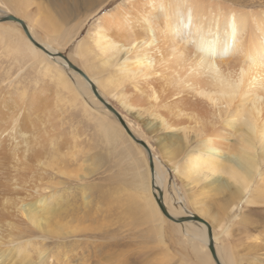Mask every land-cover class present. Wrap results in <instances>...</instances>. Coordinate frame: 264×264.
Masks as SVG:
<instances>
[{
  "label": "rangeland",
  "instance_id": "374dc122",
  "mask_svg": "<svg viewBox=\"0 0 264 264\" xmlns=\"http://www.w3.org/2000/svg\"><path fill=\"white\" fill-rule=\"evenodd\" d=\"M208 1L221 8L264 12V0ZM125 3L126 0H0V11L23 20L34 32L35 41L49 44L91 79L98 93L129 125V130L148 144L154 156L163 161L165 165L160 167L165 175L162 193L164 204L173 216L181 213V199L185 202V209L210 225L224 264L229 260L233 261H229L230 264H264V162L258 166L255 181L245 195L242 194L241 201L231 204L230 195L225 192L203 194L205 181L197 179L190 182L183 169L187 154L193 153V149L197 150L194 136L190 133L187 148L182 143L183 146L177 149L170 143L181 139L183 133L178 130L167 133L159 128L161 120L154 114H159L161 109L157 110L159 113L151 114L146 110L148 107L134 102L131 96L129 98L134 109L124 107L119 101L118 95L127 81L119 79L114 65L104 63L105 58L96 54L90 33L102 16ZM4 25L6 28H0V126L9 120L11 110L14 113L18 107L21 108L25 139H29L31 145L34 142V166L31 163L27 167V175L15 169L6 176L15 146H5L0 151V191L7 186L13 188L16 179L25 180L24 183L35 191L40 182V186L45 188L44 193L55 197L57 204L62 206L61 209L58 205L55 207L59 216L49 223V227L55 224L57 233H44L25 221V225H17L13 229L17 235L14 236V242L22 244L30 241L35 251L38 248L45 249L49 260L47 264H213L208 250L204 251L201 244H190L183 237L179 224L165 218L158 207L159 214L150 208L154 202L153 195L157 192L153 187V179L151 184L147 180L150 175H154L156 161L152 162L151 171L144 149L127 136L115 117L99 103L96 106L90 104L66 74L69 69L65 73L62 67L64 62L56 60L60 66L51 63V73H46L38 59L24 52L22 45L25 42L19 40V34L18 37L11 35L14 33L11 27L17 24L7 22ZM18 30L25 40L20 27ZM8 40L21 45L22 53L17 54L13 47L5 45L4 41ZM162 55L170 60L166 51H162ZM160 63L156 68L167 75L172 65L167 64L169 68L165 69L164 63ZM58 73L67 76V86L59 83ZM79 80L84 82L81 77ZM113 80L119 81L113 83ZM151 84L162 88L161 82L154 81ZM171 88L174 89V86H168L166 90L172 91ZM170 116L164 118L170 123L178 122L177 118ZM239 125L240 122L234 124ZM234 135L236 139L230 137L229 145L235 152L240 136ZM165 139L170 146L164 142ZM161 142L167 145L163 147L170 151L169 154L164 151ZM181 147L185 148L184 151ZM38 161L44 162L41 167L44 173L37 168ZM11 177V182L6 180H11ZM21 193L20 187L17 188L8 196L9 200L18 202ZM5 199L6 196L0 194V205ZM1 208L0 229L8 232L9 225L16 217L8 218V210ZM200 208L205 215L197 212ZM185 223L198 226L191 222Z\"/></svg>",
  "mask_w": 264,
  "mask_h": 264
},
{
  "label": "bare ground",
  "instance_id": "6f19581e",
  "mask_svg": "<svg viewBox=\"0 0 264 264\" xmlns=\"http://www.w3.org/2000/svg\"><path fill=\"white\" fill-rule=\"evenodd\" d=\"M213 5L211 1L206 2V0H126L125 4H121L116 10L102 16L97 21L94 31L90 33L92 34L90 41L96 54L105 58L104 63L114 65L116 76L127 81L122 92L118 95L119 101L123 103L124 107L135 108L130 101L129 97L131 96L134 102L138 101L142 106L148 107L146 110H149L151 114L161 109L160 113L157 112L159 114H154L161 120L159 128L167 133L173 130L183 133L178 141L172 142L173 139L171 140L170 145L177 149H180V145L186 146L190 133L194 136L195 139L192 140L197 141V150L193 149L191 151L193 153L189 152L191 154H187L184 159L183 169L187 179L192 183L197 179L200 181L202 179L205 181L203 194L212 191L225 192L230 195L231 204H235V202L241 201L242 194L246 193L248 187L255 181L254 177L258 166L264 162V12L251 13L235 10L232 7L221 8ZM6 15L10 14L0 11V18ZM4 22H0L1 29L7 23ZM14 24L16 25V23ZM18 27L21 28L19 24L16 27H11V30L14 31L11 35L19 34V40L25 42L22 45L24 52L31 58L38 59L40 64L44 65L46 73H51V63L60 66L61 64L57 61L64 62L62 67L65 73L68 69L72 71L68 70L66 74L88 98L90 104L96 106L99 103L113 115L104 106V104H109L104 96L100 95V92L98 93L95 88L99 95L98 98L90 83L71 67L73 65L66 58L57 56V50L49 47V44L39 43V39V42L35 41L34 32L29 27L27 28L31 39L23 32L26 37L25 41ZM21 31L23 30L21 29ZM11 35L9 36L11 37ZM9 39L11 40V38ZM3 40L4 37L1 41L3 42ZM10 40H8L9 43L4 41L5 45L13 47L15 53L21 54V45L15 43L14 39H12L14 41ZM36 44H41V47L51 52L55 57L48 56ZM162 51L167 52L166 56L170 57V60L164 58ZM160 62L164 63L165 69L169 68L167 64L172 65L167 75L156 68L161 65ZM58 74L59 83L67 86V76L62 73ZM79 76L83 78V83L79 80ZM118 81L113 80L112 82L118 83ZM154 81L161 82L162 88L156 87L158 83L149 85ZM143 85L145 87L142 88ZM171 85L174 86V89L171 88L172 91H167L166 87ZM146 86L152 87L147 89ZM173 98H175L174 101ZM20 104H23L22 100ZM165 114L172 115L170 117L174 119L177 118L178 122L170 123L164 118ZM115 119L120 124L116 117ZM121 119L129 130V125L122 117ZM239 122V126H234ZM123 130L125 132L124 128ZM130 133L136 140H139L134 132L130 131ZM234 134L240 136L237 140L238 149L235 152L229 145L230 137L236 139ZM40 135L42 136V134ZM39 136L37 137L39 138ZM165 140L164 142H167ZM182 143L184 144L182 145ZM13 145L15 147L9 159L11 167H9V173L6 176L12 174L11 171L15 169L25 172L27 175V167L31 163L34 166V160H32L34 149L30 140L25 139L22 131L20 107L14 113L11 110L9 120L0 126V151L5 146ZM167 145H169L168 142ZM167 145L162 143V147ZM146 146L151 154L149 157L144 150L148 157V164L156 161L154 175H150V179L147 180V183L151 184L153 179V187L157 192L156 195H153L156 204L153 202L150 208H153L155 214H159L156 208L159 209L156 198L161 194V204L172 217L170 210L164 204V194L162 193L165 175L160 167L163 168L165 164L157 158L158 156H154L148 144ZM165 147H163L164 151L169 154L170 151L168 152ZM181 148L184 151L187 146ZM19 150H21L20 153ZM222 150L223 152H221ZM37 165V168L39 167L41 170L44 162L38 161ZM39 171L37 169L38 174H40ZM41 172L44 173L43 170ZM174 174L177 175V172L175 171ZM21 175L23 174L21 173ZM29 175L31 174L29 173ZM222 175L225 179H222ZM6 180L11 182L12 177L11 180L9 178ZM24 181L16 179L13 188L7 186L0 191L2 196H6V199L2 200L0 208L8 210L6 212L8 218L16 217V220L9 225L10 231L6 232L0 229V264H47L49 261L45 249L38 248L35 251V247L30 241L22 244L14 242V236L17 235L13 229L17 225H25V221L44 233H57L55 224L54 228L49 227V223L59 216L55 211V207L58 205L55 197L46 195L45 188L40 186V182L37 187L33 185L36 187L35 191ZM19 187L22 191L19 201L9 200L8 196L12 195ZM32 195H34L33 199ZM179 203L181 213L178 212L180 215L173 216V218L187 219L193 213L187 208L185 209L184 201L180 199ZM58 208L61 209L62 206L58 205ZM176 208L178 209V207ZM197 210L202 215L206 214L202 208ZM159 211L161 212L160 209ZM19 212L21 213L18 215ZM161 214L163 215L162 212ZM162 215H160L161 218ZM163 216L167 218L165 215ZM171 222L181 226V229L179 228L181 234L188 239L190 244H201L204 251L208 250L213 264L225 263V260H222L219 255V249L217 250V238L211 234L210 239L205 224L190 220ZM185 222L195 223L198 226ZM210 243L213 246L216 260L209 250ZM229 261L226 263L230 264Z\"/></svg>",
  "mask_w": 264,
  "mask_h": 264
},
{
  "label": "water",
  "instance_id": "95a60500",
  "mask_svg": "<svg viewBox=\"0 0 264 264\" xmlns=\"http://www.w3.org/2000/svg\"><path fill=\"white\" fill-rule=\"evenodd\" d=\"M13 22V23H16V24H19L21 26V29L23 30V32L29 37V39H31V36L29 35V31H28V28H27V25L25 24V22H23L20 18H17L13 15H6L2 18H0V22ZM43 52H45L48 56L50 57H55V55H53L51 52H48L47 50H45L43 47H41L40 45L36 44ZM57 56L59 57H62L63 59H65V56H63L62 54L58 53L56 54ZM73 69H75L76 71L79 72V74H81V76L88 82L90 83V86L91 88L93 89V92L94 94L99 98V95L94 87V85L92 84L91 80L88 79V77L80 70H78L77 68L71 66ZM102 101V99H100ZM104 104V103H103ZM104 106L119 120L121 126L125 129V132L128 136H130V138L137 144V145H140L144 150H146L147 152V155H149V157L151 156V154L149 153V149L148 147L140 140H136L132 133H130V131L127 129L125 123L123 122V120L121 119V115L113 108V106H110L109 104H104ZM149 166H150V169L152 171V164L149 163ZM161 194H159L158 198H156V202H157V205L159 206V209L161 210V212L163 213V215H165L169 220L171 221H177V222H182V221H186V220H190V221H197V222H201L203 224H205L208 228V234H209V237L211 239V229H210V226L208 225L207 222H205L204 220H202L201 218H199L198 216L196 215H193L191 214L187 219H184V218H173L171 217L167 211L165 210V208L162 206L161 204ZM209 250L212 254V257L216 260L215 258V254H214V250H213V246L212 244L210 243L209 244Z\"/></svg>",
  "mask_w": 264,
  "mask_h": 264
}]
</instances>
